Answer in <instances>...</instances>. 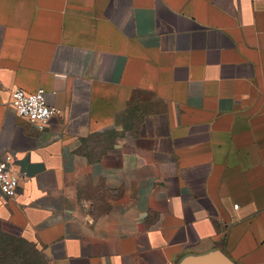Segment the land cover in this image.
Instances as JSON below:
<instances>
[{
    "label": "crops",
    "instance_id": "1",
    "mask_svg": "<svg viewBox=\"0 0 264 264\" xmlns=\"http://www.w3.org/2000/svg\"><path fill=\"white\" fill-rule=\"evenodd\" d=\"M9 156L0 230L48 264H264V0H0Z\"/></svg>",
    "mask_w": 264,
    "mask_h": 264
},
{
    "label": "built area",
    "instance_id": "2",
    "mask_svg": "<svg viewBox=\"0 0 264 264\" xmlns=\"http://www.w3.org/2000/svg\"><path fill=\"white\" fill-rule=\"evenodd\" d=\"M10 106L15 116L33 124L40 131L60 113L55 106L46 104L45 91L41 88L34 93L21 89L13 90L10 94ZM11 161V156L0 160V195L6 199L15 197L22 181V176L11 170ZM234 209H237V206H234Z\"/></svg>",
    "mask_w": 264,
    "mask_h": 264
},
{
    "label": "trees",
    "instance_id": "3",
    "mask_svg": "<svg viewBox=\"0 0 264 264\" xmlns=\"http://www.w3.org/2000/svg\"><path fill=\"white\" fill-rule=\"evenodd\" d=\"M7 239L15 240V237L0 231V264H48L45 256L33 244L19 237L23 247L30 249V252H25Z\"/></svg>",
    "mask_w": 264,
    "mask_h": 264
},
{
    "label": "water",
    "instance_id": "4",
    "mask_svg": "<svg viewBox=\"0 0 264 264\" xmlns=\"http://www.w3.org/2000/svg\"><path fill=\"white\" fill-rule=\"evenodd\" d=\"M178 264H234L219 250H211L199 255H188Z\"/></svg>",
    "mask_w": 264,
    "mask_h": 264
},
{
    "label": "rangeland",
    "instance_id": "5",
    "mask_svg": "<svg viewBox=\"0 0 264 264\" xmlns=\"http://www.w3.org/2000/svg\"><path fill=\"white\" fill-rule=\"evenodd\" d=\"M1 231V230H0ZM1 232H3V231H1ZM5 234H8V235H11V236H13V237H15V240H9V239H7L8 240V242L10 241L12 244H14V245H16V246H20V247H22L23 248V250L25 251V252H30V249L28 248V247H23L24 246V244H22L21 242H20V240H19V237H17V236H15V235H13V234H10V233H6V232H4Z\"/></svg>",
    "mask_w": 264,
    "mask_h": 264
}]
</instances>
